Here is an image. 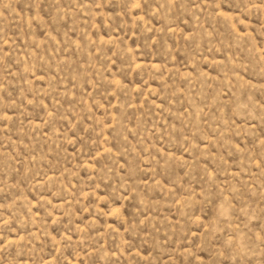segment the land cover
Segmentation results:
<instances>
[{
	"label": "rangeland",
	"instance_id": "374dc122",
	"mask_svg": "<svg viewBox=\"0 0 264 264\" xmlns=\"http://www.w3.org/2000/svg\"><path fill=\"white\" fill-rule=\"evenodd\" d=\"M0 264H264V0H0Z\"/></svg>",
	"mask_w": 264,
	"mask_h": 264
}]
</instances>
